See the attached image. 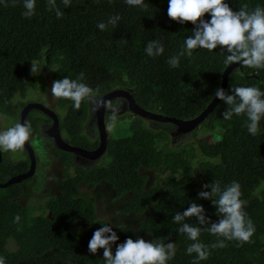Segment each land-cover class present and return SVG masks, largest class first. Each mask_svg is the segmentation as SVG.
Returning a JSON list of instances; mask_svg holds the SVG:
<instances>
[{"label": "trees", "instance_id": "16d2710c", "mask_svg": "<svg viewBox=\"0 0 264 264\" xmlns=\"http://www.w3.org/2000/svg\"><path fill=\"white\" fill-rule=\"evenodd\" d=\"M225 2L233 11L244 4L249 11L256 6L264 8V0ZM144 4L146 9L129 6L125 0H70V5L65 6L63 0H55V8L50 10L48 0H35L34 15L28 18L22 15L23 0H15V5L13 0H0V116L17 119L18 110L26 103L14 107L12 99L15 95L23 97L28 88L36 87L30 64L40 61L41 54L45 67L55 69L51 84L64 77L77 80L83 73L80 82L92 88L93 95L123 88L131 91L132 99L143 109L176 119L196 116L217 90L228 53L219 46L211 52L197 48L191 56H179L178 67H171L168 60L182 51L194 25L170 20L167 0H144ZM56 9L62 12L59 18ZM117 15L120 19L114 27L109 19ZM204 19L209 20L210 16L205 14ZM98 23H104L106 28L100 30ZM153 40L163 45L162 55L146 54L145 47ZM234 86H254L264 92V70L236 67L228 75L225 92L231 94ZM55 101L63 110L62 117L57 116L60 132L71 144L89 148L91 142L83 131L88 100L82 101L79 110L72 107L70 100ZM228 108L220 100L198 126L210 131L218 124L221 139L203 141L197 137L198 128L190 135L205 158L198 163L202 180L191 173L195 146L190 140L175 147L170 144L166 126L152 129L139 125L141 118L129 113L126 114L132 123L107 133L106 151L94 168L70 172V156L55 150L67 169L58 193L46 200L44 213L30 215L28 207L17 202L22 193L18 185L0 188V257L5 264H69L54 254L59 253L69 255L74 264H105L98 251L93 255L87 247L94 231L105 222L96 217L93 198L78 194L79 185L104 182L112 189L113 200L129 194L118 209L120 214L140 217L134 229L114 228L117 236L125 241L129 237L134 239L136 233H144L153 243L174 242L177 250L167 264L196 261L195 253L186 252L194 241L178 232L182 223L201 228L199 242L209 246L210 255L198 264H264V118L259 122V133L253 136L247 130L246 115L223 119ZM36 111H29L26 124L31 133L39 135L41 119L33 115ZM0 153V182L5 176L26 169L27 163L10 165L5 153ZM141 168L168 173L162 185L146 189V179L139 174ZM233 181L240 185V199L246 201L243 211L255 226L249 242L226 240L225 247L211 248L223 238L207 231L210 224L201 225L196 217L186 218L180 224L173 221V216L185 211L192 202L203 206V214L210 222L218 221L220 217L211 199L198 198V193L211 192L210 187L203 185L217 182L223 191ZM258 187L260 191L254 195ZM17 215L19 223L14 222ZM80 221L87 222L83 232L75 228ZM9 240L14 244L13 250L7 249Z\"/></svg>", "mask_w": 264, "mask_h": 264}, {"label": "clouds", "instance_id": "9594fccd", "mask_svg": "<svg viewBox=\"0 0 264 264\" xmlns=\"http://www.w3.org/2000/svg\"><path fill=\"white\" fill-rule=\"evenodd\" d=\"M48 2L50 10L55 8V0H48ZM167 2V16L170 20L179 24L191 22L194 25L193 34L185 39L182 51L168 60L171 67H178L181 55L191 56L197 48L211 52L219 46L228 53L224 60L226 65L239 63L245 68L264 70V8L256 6L249 11L248 5L244 4L238 11H233L225 0H167ZM125 3L129 6L147 8L144 0H125ZM63 4L69 6L70 0H63ZM13 5H15V0H13ZM5 6H7L6 3ZM23 7L25 10L22 15L30 18L35 12V0H23ZM205 14L210 16L209 20L204 19ZM56 15L59 18L62 12L56 9ZM119 19L117 15L110 18L109 23L115 27ZM97 27L104 30L106 25L98 23ZM145 52L148 56L155 57L162 55L164 48L160 42L153 40L148 42ZM31 62L30 74H40L44 63ZM52 70L55 71V69ZM83 78V73H81L77 80L64 77L53 81L50 89L51 95L57 100L72 101V107L79 110L82 101L93 98V89L80 82ZM29 94H31V89H29ZM215 97L229 106L222 114L224 120H230L233 115L244 114L248 120L246 125L248 132L253 136L259 133V122L261 118H264V92L258 87L234 86L231 88V94L220 88L215 91ZM112 118L114 120L115 115ZM30 136L31 127L29 125L16 123L7 130L0 131V151L13 154L23 152ZM219 139L221 138L218 137L217 140ZM213 162H218V160ZM180 178V174L176 175L177 180ZM203 187H210L211 192L200 191L198 198L211 199L216 208V215L220 217L218 221L210 222V219L203 214V206L195 202H192L185 211L177 212L173 216V221L180 224L186 218L196 217L199 224H210L207 231L223 238L212 244L211 248L225 247L224 241L226 240H235L238 244L249 242L255 232V226L243 211L246 201L240 199L239 183L233 181L223 191L218 182L203 185ZM259 191L258 187L253 194L256 195ZM214 196L218 199L213 200ZM19 221L18 215L14 217V222L19 223ZM102 225L94 231L87 247L88 252L93 255L98 249H103L105 264H167V261L175 256L177 248L174 242L153 243L143 238L133 240L131 237L126 238L123 243L116 244L113 254L112 245L116 243L118 236L108 223ZM178 232L194 241L186 248L188 255L196 254L194 264L208 258L209 246L199 242L201 228L182 223ZM0 264H5L3 257H0Z\"/></svg>", "mask_w": 264, "mask_h": 264}, {"label": "rangeland", "instance_id": "374dc122", "mask_svg": "<svg viewBox=\"0 0 264 264\" xmlns=\"http://www.w3.org/2000/svg\"><path fill=\"white\" fill-rule=\"evenodd\" d=\"M40 62H44L43 54L40 55ZM32 64V63H31ZM30 64V69H31ZM52 70L42 66L40 74L33 75L36 79L37 85L35 88H28L25 92L23 97L19 95H15L12 99L13 106L20 102H35L41 103L45 107L54 111L58 116L62 117L63 110L59 109L56 105V101L51 95V75ZM29 89H31V94H29ZM18 97V98H17ZM34 116L41 117L43 116L38 113H34ZM123 117L121 118V116ZM121 116H115L113 118H107L106 121V132L113 133L118 129L124 126L127 127V123L131 122V117L126 113L121 114ZM113 117V115H112ZM139 119V118H138ZM141 121L138 123L139 125H148L147 121L139 119ZM17 123L16 118L12 117H4L0 116V131L7 130L9 127L14 126ZM149 126V125H148ZM125 130L122 129L123 133ZM218 124H214L213 129L210 131L204 130L202 127H198L196 131L197 137L202 139L206 142H213L218 138ZM89 142L92 140L89 139ZM192 145L195 146L194 150V158L191 164V173L194 178L202 180L201 172L198 168V163L205 158L201 155L199 150L196 147V144L193 140L189 141ZM29 143L34 150L35 154V169L33 175L28 182H24L20 185V189L22 190L21 195L19 196L17 202L22 205L28 207L30 210V215H38L44 213V205L46 200L58 193L59 185L61 180L64 179L65 174L63 173V167L59 163V156L49 149L45 142L40 140V138L35 134L31 133ZM186 144V143H185ZM187 147H185L186 149ZM3 152V151H2ZM5 158L8 161L18 162L19 160L22 161L25 157L23 152L20 153H11V152H4ZM102 159V158H101ZM100 159V161H101ZM65 172V171H64ZM71 172V171H70ZM168 172H164L162 170H146V169H139V174L144 176L145 181V188L149 189L155 185H162L163 179L166 178ZM264 185V184H263ZM264 187V186H262ZM78 194L84 197H92L94 200V210L95 215L99 220L108 223V225L113 229L116 227H129L134 229L136 224L138 223L140 217L135 215H124L118 212L119 207L121 204L129 197V194H125L120 198L113 200L112 195L113 191L110 189L106 183L100 182L95 186H78ZM48 216V214H46ZM87 222L80 221L75 224V228L78 232H83L86 230ZM143 238L146 241L151 242L150 237L144 233H136L135 239ZM124 240L118 237V240L115 244L112 245L113 254L115 253L116 244L123 243ZM7 249L13 250L14 244L11 240L7 243ZM98 253L101 257H103V249H98ZM56 255L62 256L66 259L69 264H74V261L70 258L67 254H59L54 253Z\"/></svg>", "mask_w": 264, "mask_h": 264}, {"label": "water", "instance_id": "95a60500", "mask_svg": "<svg viewBox=\"0 0 264 264\" xmlns=\"http://www.w3.org/2000/svg\"><path fill=\"white\" fill-rule=\"evenodd\" d=\"M239 63L226 65L220 75V81L217 89H225L227 78L230 72L236 67L240 68ZM111 101L114 103L110 105ZM220 99L215 97V93L210 102L194 117L190 119H176L173 117L163 116L161 114L146 110L138 106L131 96V91L123 88H114L101 95H93L87 103V119L86 124H90L96 129L98 137V146L91 151L84 148L72 146L67 140L60 135L58 128L57 115L49 108L41 103H26L17 113V121L26 124L27 114L31 110H37L50 119V122L39 126L38 133L40 137L50 141L53 147L59 151L71 155V164L77 168H93L97 165L100 158L106 151V127L104 115H121L124 113L132 114L138 118L146 120L152 129L161 128L163 125L167 127L166 132L170 137V144L179 146L190 140L191 133L202 123L206 117L212 112ZM87 129V126H85ZM24 150L29 157V167L25 173H21L8 178L4 183L0 184V188L9 185H16L24 179L31 178L35 169V160L32 147L26 142ZM1 161V153H0ZM89 165V166H88Z\"/></svg>", "mask_w": 264, "mask_h": 264}, {"label": "flooded vegetation", "instance_id": "af4514ba", "mask_svg": "<svg viewBox=\"0 0 264 264\" xmlns=\"http://www.w3.org/2000/svg\"><path fill=\"white\" fill-rule=\"evenodd\" d=\"M25 103H29V102H25ZM114 102L113 101H111V103H110V105H112ZM88 109V108H87ZM20 110V109H19ZM18 110V111H19ZM38 114H41L42 116H43V118H41V117H38V118H40L41 119V121L38 123V129H39V126L40 125H42V124H45V123H48V122H50V119L48 118V117H46L45 115H43L42 113H40L39 111H36ZM54 112V111H53ZM55 113V112H54ZM56 114V113H55ZM57 116H58V114H56ZM110 116H112V115H104V120H105V122L107 121V118H110ZM86 119H87V116H86ZM86 119H85V123H84V134H85V136L86 137H88L90 140H92V142H91V146L89 147V148H86V147H81V148H84L85 150H88V151H91V150H94L97 146H98V137H97V132H96V129L91 125V123L90 124H86ZM85 126H87V129H86V127ZM60 131V130H59ZM60 135H61V137H63V138H65L66 140H67V142L70 144V145H72V146H76V145H73V144H71L70 142H69V140L60 132ZM107 135V134H106ZM39 138H40V140H42V141H44L45 142V144H46V146L49 148V149H51V151L53 152V153H55L56 154V151L55 150H57V149H55L54 147H53V145H52V143L50 142V141H48V140H46V139H43L42 137H40V135H37ZM77 147H79V146H77ZM33 150V149H32ZM23 153H24V155H25V157H24V159L22 160V161H18V162H23V163H27L26 164V169L24 170V171H22V172H19V173H16V174H14V175H11V176H5L4 177V179H3V181L2 182H0V184L1 183H4L8 178H10V177H12V176H15V175H18V174H21V173H25L27 170H28V167H29V157H28V155H27V152L24 150L23 151ZM35 152H34V150H33V155H34V160H35V154H34ZM68 154V153H67ZM57 156H58V154H56ZM69 156H70V167L68 168V170L69 171H72V170H74L75 168L72 166V164H71V155L70 154H68ZM104 156V155H103ZM102 156V157H103ZM101 157V158H102ZM100 158V159H101ZM59 159V163H60V165L63 167V169H62V171H63V173L65 174V169H67L66 168V166H64L61 162H60V158H58ZM8 161V160H7ZM100 161V160H99ZM98 161V162H99ZM9 163H10V165H13V166H15L16 164H17V162H13V161H8ZM35 163H36V161H35ZM98 164V163H97ZM89 166V165H88ZM96 166V165H95ZM94 168V167H93ZM77 169H82V168H77ZM24 180H27V179H24ZM24 180H22L20 183H18V184H16V185H18L19 187H20V185L22 184V183H24L25 181Z\"/></svg>", "mask_w": 264, "mask_h": 264}]
</instances>
